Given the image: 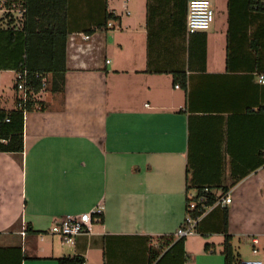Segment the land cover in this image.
Returning a JSON list of instances; mask_svg holds the SVG:
<instances>
[{"label": "crops", "instance_id": "crops-1", "mask_svg": "<svg viewBox=\"0 0 264 264\" xmlns=\"http://www.w3.org/2000/svg\"><path fill=\"white\" fill-rule=\"evenodd\" d=\"M22 1L28 40L17 25L20 0L10 13L0 4V76L13 74L9 89L0 77V110H16L14 72L27 57L31 67H64V87L53 91L48 71L35 96L41 108L3 124L22 128L23 151L0 152V264L64 256L148 264L149 247L174 234L187 197L205 187L232 198L226 226L239 261L261 258L241 248L264 236V72L244 5L234 6L230 25L228 0H210L202 70L201 34L186 29L188 0ZM108 12L111 26L102 25ZM173 70L185 72V87ZM98 204L102 220L73 245L50 232L61 216ZM216 205L201 231L175 238L153 264H185L186 254V264H224V207Z\"/></svg>", "mask_w": 264, "mask_h": 264}, {"label": "trees", "instance_id": "trees-1", "mask_svg": "<svg viewBox=\"0 0 264 264\" xmlns=\"http://www.w3.org/2000/svg\"><path fill=\"white\" fill-rule=\"evenodd\" d=\"M9 1L13 2L17 0H7L6 2L8 3ZM5 2V3H6ZM5 3L2 4L5 6ZM21 5L20 8H24L25 12L23 17L25 19L22 21V27L21 31H27V20H26V2H23L20 0V2H16ZM7 5V4H6ZM244 5L247 14L250 16L248 18V22L250 23H255L256 28L254 30V39L250 42V47L255 51V63L258 68V72H264V0H228V7H229V24L232 25V17L234 14V10L232 12V9L234 6H237L238 8H241V6ZM17 4L12 6L13 9H16ZM10 13V12H8ZM116 16L108 12L106 14L105 21L102 25L108 24L110 19L115 18ZM250 20V21H249ZM250 23V24H251ZM201 34V47L200 51L198 54L199 58V68L204 69L205 66V42H206V35L203 33V31H198ZM192 33H197L192 32ZM190 33V34H192ZM28 31L26 33V39L28 40L29 38ZM230 44L227 47V62L229 61L230 58ZM28 50V49H27ZM197 53V50L195 51V55ZM189 54H192L191 46L189 44ZM28 58V57H27ZM27 58H26V63L25 67L28 70L29 74V79L32 81L33 88L38 91L41 88V78L43 75H45L48 71L53 73L52 79L50 80L51 84L50 87L53 91H61L64 87V72L65 68L64 67H58V66H52L50 68H46L43 66L40 67H31L27 63ZM190 58L188 65L190 64ZM24 66V65H23ZM21 66L20 68H23ZM149 69H151L150 64L148 65ZM18 68V69H20ZM154 71L160 72V70L155 69ZM35 74H38L36 77ZM173 81L174 83H179L181 86L185 87L187 78L185 75V72L182 70H173ZM34 107L41 108V105L39 103H36V100L29 99L25 108H16L15 111H12L13 113L17 112L20 113L21 115L23 114L24 111L30 110ZM11 112H5L3 110H0V152H8V153H21L23 151V134H22V128H17V129H6L4 128L3 124L6 123L5 117L8 115L11 116L13 114ZM9 117V116H8ZM9 122V121H8ZM206 188V187H205ZM205 188L199 190V192L192 196V197H187L186 201V209L187 205H189L190 202L194 201L195 207L190 211V214L194 218H198L197 223L194 226V231H201L199 228V224L201 221V216L204 214V206L209 207L213 206L215 204V201L217 198L219 199L216 194L212 193L209 189L205 190ZM205 197L204 204L200 202V198ZM204 205V206H202ZM218 205V204H217ZM216 205V206H217ZM224 211V226L222 227V230H220L224 234V240L221 246V253L224 257V264H242L239 259H238V253L234 245L232 244V236L227 232V208H223ZM94 216H99L100 219L102 220V215L94 214ZM161 240V242L157 246H150L148 249V264H153L155 260L158 258L162 250L171 244L173 240L175 239L174 234L168 235V236H161L158 238ZM205 251L206 252H214L216 251V248L214 245L210 243L205 244ZM191 258L189 257V254L184 255V263L188 262ZM58 264H81L83 262L82 258L79 256H73V257H60L57 259Z\"/></svg>", "mask_w": 264, "mask_h": 264}, {"label": "built area", "instance_id": "built-area-1", "mask_svg": "<svg viewBox=\"0 0 264 264\" xmlns=\"http://www.w3.org/2000/svg\"><path fill=\"white\" fill-rule=\"evenodd\" d=\"M7 0H0V4H4ZM7 4V5H6ZM13 2L9 1L5 3V11L12 12ZM25 9L19 8L17 13L19 15V21L17 25L22 26L23 15ZM214 20V11L211 6L210 0H188L187 6V17H186V29L187 32L192 33L196 31L208 29ZM108 25H112L111 21ZM87 38V36H86ZM15 86L17 89L16 97V108H25L29 99L35 100V96L39 92L33 88L32 81L29 79L28 70L26 68H20L15 70ZM37 77L38 74H35ZM48 79L45 75L41 78V88H44L48 84ZM259 81L264 84V74L259 76ZM40 88V89H41ZM10 118L5 117V121H9ZM208 190V188H205ZM200 202L204 204L205 197H201ZM231 196L229 194L221 196L215 204L222 207L227 206L231 203ZM195 202L192 201L187 205L185 212V217L181 224L174 232L175 238H185L194 232V226L197 223L198 218L192 217L189 210L195 207ZM204 206V205H202ZM206 209L207 207L204 206ZM204 209V210H205ZM94 214L102 215V205L98 204L89 212H82L78 214H66L61 216L50 228V232L57 235L62 244L73 245L75 243L76 237L82 234L89 233L91 231V226L94 220H100L99 216H94ZM24 228L21 234L24 235ZM251 252L253 255L261 254V258H250L240 261L242 264H264V236L261 240L259 236H253L251 238ZM81 264H86L82 262Z\"/></svg>", "mask_w": 264, "mask_h": 264}, {"label": "rangeland", "instance_id": "rangeland-1", "mask_svg": "<svg viewBox=\"0 0 264 264\" xmlns=\"http://www.w3.org/2000/svg\"><path fill=\"white\" fill-rule=\"evenodd\" d=\"M214 17H215V12H214ZM12 76H13V74L10 72L3 73L0 76L3 83H4V86H2L3 88H7V89L10 88V86H11L10 84L13 83ZM0 84H1V82H0ZM241 248H242V252L248 251V253H249L251 251V248H249L247 245H242ZM248 259H250V258H248Z\"/></svg>", "mask_w": 264, "mask_h": 264}]
</instances>
